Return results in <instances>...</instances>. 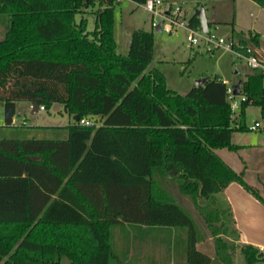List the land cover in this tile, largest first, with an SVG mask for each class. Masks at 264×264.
<instances>
[{
    "label": "trees",
    "instance_id": "trees-1",
    "mask_svg": "<svg viewBox=\"0 0 264 264\" xmlns=\"http://www.w3.org/2000/svg\"><path fill=\"white\" fill-rule=\"evenodd\" d=\"M118 1L0 0L4 124H12L17 101L44 109L59 102L78 119L96 121L68 124L66 139H0V264H133L120 251L123 233L169 236L159 247L175 257L161 264H210L197 248L207 236L220 264L236 249L242 264H264V249L225 238L216 193L237 181L264 198L215 152L237 147L232 132L247 129L249 104L264 119L262 71L250 69L241 80L246 100L235 115L220 77L179 93L162 71L148 68L152 30L133 29L127 51H117ZM87 11L95 15L91 30ZM188 22L199 25L196 13ZM230 23L231 36L260 45L259 33ZM172 186L197 210L203 230Z\"/></svg>",
    "mask_w": 264,
    "mask_h": 264
},
{
    "label": "rangeland",
    "instance_id": "rangeland-1",
    "mask_svg": "<svg viewBox=\"0 0 264 264\" xmlns=\"http://www.w3.org/2000/svg\"><path fill=\"white\" fill-rule=\"evenodd\" d=\"M180 4L187 16L196 13V10L204 8L206 17L211 18L216 14L224 22L210 26V31L223 36L229 37L232 34L231 21L235 19L237 25L235 27L249 29L254 27L259 33L260 38L264 42V10H262L252 0H171ZM84 16L87 18L88 30L93 29L95 15L87 11ZM152 12L148 11L141 5L136 4L131 0H119L114 7V35L117 42V51L125 53L128 49V38L133 29L143 28L152 30L154 35L153 57L148 68H158L166 78V84L169 88L176 90L179 93H185L193 86L197 79L207 77H220L229 83L243 80L246 73L250 70L243 60L237 59L232 53L224 49H216L214 52L206 51L203 44H194L190 47L186 41V31L177 29L172 33H167L163 30H156L151 25ZM159 18L158 16H155ZM80 14L77 15V19ZM3 36V27L0 24V38ZM33 106L29 105L28 101L16 102V124L19 127L3 126L0 129L3 133H15L19 136L20 128L23 126L20 123L26 122V128L38 130L41 129L37 124L42 125H66L73 120L72 114L67 112L63 105L59 102H54L47 109H39L33 111ZM2 107L0 105V121H3ZM259 120L264 124V119L260 116L259 107L256 104H249L245 111V121L250 124L254 120ZM44 133L55 135L54 127H42ZM61 130V129H59ZM236 134L243 132L236 130ZM252 131H247L250 133ZM13 135V134H12ZM55 137V136H52ZM177 202L191 212L195 220L199 222L201 230L204 225L197 210L190 204L188 198L177 190L176 186H172ZM188 200V201H187ZM189 203V204H188ZM188 204V205H187ZM136 231V230H135ZM120 233L117 228L115 234ZM230 242H233L227 239ZM155 256L163 258H174L175 253H164L159 249L153 250ZM215 255V252H214ZM210 264H216L212 261ZM228 264H242L239 250L236 249Z\"/></svg>",
    "mask_w": 264,
    "mask_h": 264
},
{
    "label": "crops",
    "instance_id": "crops-1",
    "mask_svg": "<svg viewBox=\"0 0 264 264\" xmlns=\"http://www.w3.org/2000/svg\"><path fill=\"white\" fill-rule=\"evenodd\" d=\"M253 2L256 3V5H258L262 10H264L263 5L255 1ZM207 19L210 22H217L213 23L214 25L224 22V19H220L216 14H213L211 18L207 17ZM233 23L235 27L237 25L235 19L233 20ZM235 29L237 31L250 30L259 33L252 26L246 30L237 27H235ZM129 40L130 37L128 38V44ZM0 105L3 110V103L0 102ZM29 105L32 106L30 102ZM38 110L39 108L35 112H37ZM72 117L73 120L69 121L62 128H60V126L62 125L58 124L42 126H40V124H37L39 127H41V129L38 130L24 127L27 124L25 121H22L20 124L23 126L20 128V131L18 133L19 136H16L15 133L10 132L3 133L0 130V139H66L69 134L67 125L76 121L73 115ZM15 118L16 117L14 115L11 125H5L3 119L2 122L0 121V127H19V125L16 124L17 122ZM246 125H248L247 122ZM44 126L54 127L55 131L59 132L54 133L55 135L44 133V131H49L44 130L42 128ZM242 131L243 132H239L240 134H236L235 131L232 132V142L237 144V147L235 149H229L228 147H219L215 149V152L235 171L241 172L244 180L248 184L256 188L259 194L264 198V131L258 130L252 131L250 133H247L248 129ZM216 197L219 201V208L221 210L222 217L226 224L229 226L228 235H226L225 238L233 242L249 243L261 249H264V204L237 181H232L231 183H229L222 191L216 193ZM168 237L169 236L166 237V235L164 234L150 235L144 233L128 235H126V233H123L117 236L120 241V251H122L123 254L127 253L126 255L128 258H134L133 264H161L159 261V256L155 257L156 261L154 262V259H152L154 258V256L149 257V254L153 253L154 247L158 252L160 249L159 242L163 239H169ZM155 241L158 243L153 244L152 242ZM148 242L152 243L150 249H148L147 247ZM197 248L210 255V263H212V261H216V264H220L218 258L214 255L215 249L213 237H205V239L197 243ZM61 263L67 264V260L62 258Z\"/></svg>",
    "mask_w": 264,
    "mask_h": 264
},
{
    "label": "built area",
    "instance_id": "built-area-1",
    "mask_svg": "<svg viewBox=\"0 0 264 264\" xmlns=\"http://www.w3.org/2000/svg\"><path fill=\"white\" fill-rule=\"evenodd\" d=\"M141 5L148 11L152 12V27L156 28L160 24V30L167 33H172L177 29L186 31V41L190 47L194 44H203L206 51L214 52L216 49H224L232 53L237 59L243 60L249 69H259L264 77V42L261 39L259 46L252 43L242 42L239 38L229 36L223 37L213 32H203L197 27L191 26L188 22V16L180 4L170 0H145ZM158 16L159 18L155 17ZM226 84V99L229 103L231 114L235 115L239 112L241 103L246 100V95L241 91H234L233 83L220 78ZM39 109H44L39 106ZM80 124L93 125L96 121L92 118L82 117L77 120ZM235 127L239 126V122L234 123ZM250 131H264V124L259 120H254L253 123L246 125Z\"/></svg>",
    "mask_w": 264,
    "mask_h": 264
},
{
    "label": "water",
    "instance_id": "water-1",
    "mask_svg": "<svg viewBox=\"0 0 264 264\" xmlns=\"http://www.w3.org/2000/svg\"><path fill=\"white\" fill-rule=\"evenodd\" d=\"M196 15H197V17L199 19V28H200V30L203 31V32H208L209 31V21H208L206 15H205L204 8L202 7L200 9L196 10ZM160 24H161V22L155 28L156 30H160ZM206 80H207V78L197 79L196 82H195V85L196 86H200L204 82H206ZM241 82H242L241 80H238L237 82L232 84V86L234 87V91L236 93H238L240 91ZM32 106H33L34 111H36L39 108V105L36 102H33ZM74 118H75V120L78 119L77 116H74Z\"/></svg>",
    "mask_w": 264,
    "mask_h": 264
}]
</instances>
